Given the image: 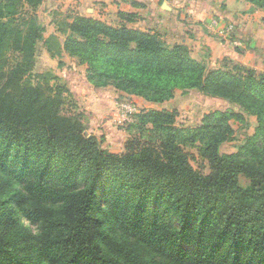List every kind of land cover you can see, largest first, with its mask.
Returning <instances> with one entry per match:
<instances>
[{
    "label": "trees",
    "instance_id": "trees-1",
    "mask_svg": "<svg viewBox=\"0 0 264 264\" xmlns=\"http://www.w3.org/2000/svg\"><path fill=\"white\" fill-rule=\"evenodd\" d=\"M42 1L0 0V57L12 41L33 46L43 38V26L23 33L13 23L17 7ZM246 1L249 11L264 10V0ZM118 16L115 25L83 15L60 22L63 39L45 37L46 53L65 51L85 63L95 87L149 102L168 100L175 89L221 98L256 115L264 134V71L210 67L187 45L128 25L136 14ZM21 74L10 72L0 85V264H253L254 257L264 264V150L251 138L246 157L219 153L230 131L215 121L229 114H208L183 133L172 126L175 111L140 110L136 126L162 135L129 139L116 153L84 133L78 114L60 112L68 89L57 84L52 95ZM195 139L209 173L181 147Z\"/></svg>",
    "mask_w": 264,
    "mask_h": 264
},
{
    "label": "rangeland",
    "instance_id": "rangeland-1",
    "mask_svg": "<svg viewBox=\"0 0 264 264\" xmlns=\"http://www.w3.org/2000/svg\"><path fill=\"white\" fill-rule=\"evenodd\" d=\"M43 2V3H42ZM36 8L29 6L17 7L14 14L18 31L23 33L32 25L39 24L44 27L42 31V39L34 41L33 46L16 44L12 41L10 48L0 57V85L6 79L10 72H21L22 80L29 81L32 85H41L45 88L47 84L52 90L50 94H54L56 85H62L70 92H61L59 110L62 113L79 115L85 126V134H93L97 138H101V146L116 153L124 152L125 143L129 139H140L142 141L149 138L156 139L162 133L153 129L150 125L145 127L136 126V114L140 110L147 109H166L175 111V120L173 127L182 129L185 133L187 129L194 130L204 123L205 116L214 112H226L230 116L226 122L215 121L219 130L228 129L227 139L219 145V153L226 155H234L239 158L246 157L248 149L247 142L254 138V142L264 150V134L259 130V121L256 115L246 113L238 108L237 105L225 101L221 98L211 97L199 93L194 89H175L172 98L160 103H150L141 96L129 94L120 90H116L112 85L94 86V82L88 77L85 63L81 64L78 58L65 52L58 57H50L45 50V34L49 32V28L45 27V0ZM239 14L238 20H228L221 23L219 19L211 21L210 28H213L215 38H219L223 43L227 42L232 48L236 57L220 58L213 64L206 48H199L195 42H199L197 32L192 29L187 30V35L181 34L185 42L180 41L181 37L171 38V36H163L169 45L174 43H182L188 46L193 57L208 62L210 67H223L230 69L233 65H241L256 72L264 71V10L255 8L260 12L251 17L252 11L248 9L252 4L246 0L243 4H235ZM229 5L230 9H235ZM249 12V13H247ZM57 16V19H61ZM249 19V28L242 27V32H237V22L242 23L241 19ZM250 24L252 26H250ZM256 26L260 31L251 32L258 37V40L252 42L248 29L253 30ZM57 30L58 26L52 27ZM186 29V28H185ZM209 29V28H208ZM204 30L199 29L202 35ZM257 33V34H256ZM196 38V39H195ZM63 39V38H62ZM61 39V41H62ZM60 41V42H61ZM190 41V42H189ZM204 47H207L204 45ZM29 50V51H28ZM61 63V64H59ZM57 76V78H55ZM90 83V84H89ZM61 88V86H60ZM89 90L88 96L85 92ZM45 91V90H44ZM91 101V103H90ZM104 113L103 116L96 117L94 113ZM236 116H233V115ZM103 118V119H102ZM201 144L196 141H185L181 144L184 151L190 156V164L203 173H209L210 166L205 157H202L198 151ZM239 183L244 187L247 186L248 180L242 175L238 176ZM31 231H35L37 224L21 219ZM183 249L192 252V247L183 246ZM248 256L251 253L247 254ZM253 264H259L260 258L254 257Z\"/></svg>",
    "mask_w": 264,
    "mask_h": 264
},
{
    "label": "crops",
    "instance_id": "crops-1",
    "mask_svg": "<svg viewBox=\"0 0 264 264\" xmlns=\"http://www.w3.org/2000/svg\"><path fill=\"white\" fill-rule=\"evenodd\" d=\"M44 1V0H43ZM244 0H45V27L49 28V32L45 37L50 34H54L63 38V35L53 29V25H57L62 21L70 22L75 15L89 16L100 19L109 24H119L123 22L119 18L118 12L134 13L137 15L135 22L132 24L134 27H138L144 30H155L161 33L163 36H171V38L181 37L184 31L197 32L199 35L197 39L199 42H195L199 48H206L212 63L220 58H234L236 54L233 48L227 43L222 42L219 38H215L213 35V28H210L211 21L219 19L221 23L225 22L227 17L229 20L237 19L239 14L235 4H243ZM43 3V2H42ZM233 6L235 9H230ZM260 12L254 9L251 17L254 14ZM249 13V12H247ZM57 16H61V19H57ZM236 20V21H237ZM242 23L237 22V32H242V27L249 28V19H241ZM210 26V27H209ZM250 26H252L250 24ZM204 30L199 33V29ZM186 28V29H185ZM209 28V29H208ZM260 31L256 26L253 30L248 29V34L251 35V41L258 40V37L254 33ZM257 34V33H256ZM187 35V33L185 34ZM196 39V38H195ZM183 37L180 41L185 42ZM190 42V41H189ZM207 46V47H204ZM65 51L62 52V55ZM89 90L85 92L88 96ZM90 94V92H89ZM91 103V101H90ZM152 103V102H150ZM94 113L96 117L103 116L104 113ZM103 119V118H102ZM85 124V123H84Z\"/></svg>",
    "mask_w": 264,
    "mask_h": 264
}]
</instances>
